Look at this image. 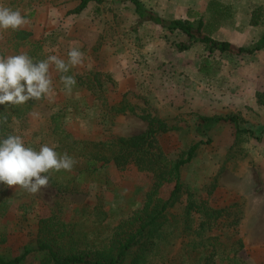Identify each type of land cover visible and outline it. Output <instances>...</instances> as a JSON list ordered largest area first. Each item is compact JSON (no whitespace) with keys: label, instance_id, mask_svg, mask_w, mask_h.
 Here are the masks:
<instances>
[{"label":"rangeland","instance_id":"rangeland-1","mask_svg":"<svg viewBox=\"0 0 264 264\" xmlns=\"http://www.w3.org/2000/svg\"><path fill=\"white\" fill-rule=\"evenodd\" d=\"M79 1L0 0V5L21 12L28 20L22 29L30 32L14 48L11 30H0V57L33 52L41 59L33 58L34 62L50 55L67 62L70 48L83 53L82 63L68 73L50 66L51 95L29 101L30 109L18 120H0L4 128L0 139L19 135L26 147L39 151L44 144L55 145L63 154L59 142L67 141L63 135L89 140L136 134L146 127L138 114L147 110L180 127L159 136L170 156L199 142L192 160L182 167L184 191L170 213L182 211L188 193L208 198L222 211L216 233L232 242L241 239L239 256L249 264H264V105L257 100V93L264 91V47L239 55L209 53L204 45L195 44L178 52L174 42L185 38L152 22H138L129 0H90L79 13H69ZM138 1L164 19L189 18L193 11L203 16L211 37L227 40L233 47H254L264 31L263 26L248 23L252 9L264 6V0ZM95 8H102L101 13L92 12ZM90 69L103 73L102 91L109 105L124 99L134 111L107 112L82 87L74 86L67 93L61 76L84 75ZM52 114H59L62 130L53 132ZM229 114L253 134L237 137L231 122L194 127L199 116ZM45 175L49 186L37 194L0 183V256L12 258L26 245L34 247L38 220L50 215L59 218L80 244L101 243L141 205L151 183L146 174L123 173L111 166L80 184H72L73 169ZM170 189L171 185H164L159 195L165 198ZM180 245L178 239L167 247L168 259L162 264H191L180 253ZM43 253H31L20 264H39Z\"/></svg>","mask_w":264,"mask_h":264},{"label":"trees","instance_id":"trees-1","mask_svg":"<svg viewBox=\"0 0 264 264\" xmlns=\"http://www.w3.org/2000/svg\"><path fill=\"white\" fill-rule=\"evenodd\" d=\"M89 1L80 0L68 12L79 13ZM129 1L139 17L138 22H152L167 32L185 38L174 42L178 52L188 50L195 44L204 45L209 53L235 51L239 55L252 54L264 47V31L254 47H233L227 40L211 37L210 32L206 31L203 16L193 11L188 13L189 18L164 19L144 9L138 0ZM221 14L222 11L218 9V16ZM248 23L250 26L264 27L263 5H256L252 9ZM29 35L30 32L24 29L11 30L10 40L14 41V48L22 45ZM28 56L41 60L33 52H29ZM74 77L75 86L84 88V92L92 96L100 107H106L107 112L113 110L115 114H124L134 111L132 105H128L124 99L113 105L108 104L105 91H102L101 71L90 69L84 75L76 73ZM257 100L264 105V91L257 93ZM32 102L15 108L9 107V111H6L4 105H0V120L5 122L6 117L7 123L22 118ZM145 111L147 110L138 114L146 121L145 129L139 133L89 140H76L71 134H66L63 137L67 141H59L62 151L76 161L72 184L95 179L99 170L105 166H111L123 173L148 175L151 183L142 195L141 205L118 222L105 240L96 244H80L55 215L40 218V229L34 247L26 245L20 254L12 258L0 256V264H20L34 252H44L39 264H162L168 259L167 247L178 239L181 243L180 253L186 255L184 257L187 261L191 259V264H249L239 256L243 246L241 239L237 238L232 242L216 233L222 211L213 207L208 198H199L188 193L182 211L177 214L170 213V208L179 201L184 191L182 167L192 160L199 148V142H193L175 156H170L162 147L159 136L179 130L180 127ZM50 121L54 125L53 132L62 130L59 114H52ZM221 122L235 124L237 137L243 133L253 134L247 128H240L239 119L234 114L199 116L194 127L201 128ZM3 130L4 128H0V132ZM71 137L73 140H69ZM167 184L171 185V189L163 198L159 195V190ZM94 210L103 213L98 207H94Z\"/></svg>","mask_w":264,"mask_h":264},{"label":"clouds","instance_id":"clouds-1","mask_svg":"<svg viewBox=\"0 0 264 264\" xmlns=\"http://www.w3.org/2000/svg\"><path fill=\"white\" fill-rule=\"evenodd\" d=\"M27 24L19 10L0 5V30L19 31ZM67 55V62L56 55L39 62L24 53L0 57V105L7 111L9 107L50 96L53 90L50 66L54 64L57 72L68 73L71 67L82 63L83 53L78 48H70ZM61 83L70 94L76 80L74 76L62 75ZM55 148L44 144L36 151L26 147L19 135L0 139V183L31 194L40 193L49 186V176L45 174L71 171L76 163L68 153L59 154Z\"/></svg>","mask_w":264,"mask_h":264},{"label":"crops","instance_id":"crops-1","mask_svg":"<svg viewBox=\"0 0 264 264\" xmlns=\"http://www.w3.org/2000/svg\"><path fill=\"white\" fill-rule=\"evenodd\" d=\"M100 2H102V0H101ZM100 2H99V3H100ZM95 3H96V2H95ZM101 9H102V8H100V9L95 8L92 12L98 14V13H101V11H102Z\"/></svg>","mask_w":264,"mask_h":264}]
</instances>
